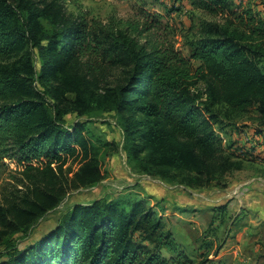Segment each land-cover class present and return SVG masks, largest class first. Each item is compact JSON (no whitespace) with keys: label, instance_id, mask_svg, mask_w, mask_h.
Segmentation results:
<instances>
[{"label":"trees","instance_id":"16d2710c","mask_svg":"<svg viewBox=\"0 0 264 264\" xmlns=\"http://www.w3.org/2000/svg\"><path fill=\"white\" fill-rule=\"evenodd\" d=\"M237 1H192L221 21L205 26L186 56L160 15L144 14L141 24L105 23L72 19L64 0H0V161L14 160L25 174L35 163L46 165L49 174L80 156L75 184H98L103 175L87 125L67 124L65 117L87 113L91 85L116 72L97 100L118 116L131 160L187 171L196 185L242 170V156L224 145L218 107L242 115L257 106L264 146V18L238 10ZM60 198L54 188L38 186L21 202L0 206L6 246L0 264H190L145 200L76 205L33 245L21 249L9 239Z\"/></svg>","mask_w":264,"mask_h":264},{"label":"rangeland","instance_id":"374dc122","mask_svg":"<svg viewBox=\"0 0 264 264\" xmlns=\"http://www.w3.org/2000/svg\"><path fill=\"white\" fill-rule=\"evenodd\" d=\"M64 1L72 19L141 24L146 21L144 14L160 15L169 39L186 56L191 53V44L202 37L205 26L221 21L197 9L193 0ZM236 8H249L264 18V0H239ZM83 70L85 74L87 65ZM116 76V72H106L97 77L91 85L89 111H71L65 117L67 124L87 125L86 134L96 147L94 153L103 175L98 184L89 188L75 184L83 165L80 156L68 159L61 168L55 165V171L49 174L46 165L35 163V169L25 174L14 160L0 161V206L21 202L38 186L54 188L61 197L58 205L28 230L10 233L9 239L26 248L54 231L62 216L76 205L128 198L146 201L162 220L165 231L185 251L190 264H264V146L256 133L260 130L257 106L242 115L218 107L224 145L242 156L239 161L243 169L196 185L191 182L194 175L187 171L154 168L128 157L118 116L105 101L97 100ZM67 97L75 99L72 94ZM5 249L0 242V260L6 258ZM162 253L170 255L165 249Z\"/></svg>","mask_w":264,"mask_h":264}]
</instances>
